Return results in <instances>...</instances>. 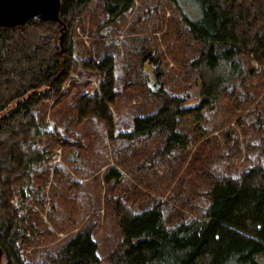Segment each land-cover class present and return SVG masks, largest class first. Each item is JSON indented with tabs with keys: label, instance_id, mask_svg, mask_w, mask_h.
<instances>
[{
	"label": "trees",
	"instance_id": "16d2710c",
	"mask_svg": "<svg viewBox=\"0 0 264 264\" xmlns=\"http://www.w3.org/2000/svg\"><path fill=\"white\" fill-rule=\"evenodd\" d=\"M139 1L131 22L136 0H62L60 23L0 28L1 264H264L263 103L251 108L264 81L248 84L264 65V0H188L200 18L180 14L182 43L166 53L161 14L136 28L154 2ZM152 51L164 81L154 96L141 70ZM89 78L101 85L93 95ZM188 81L201 84L195 107ZM226 92L240 132L216 112ZM134 100L148 111L116 109ZM108 224L119 241L101 260L94 235Z\"/></svg>",
	"mask_w": 264,
	"mask_h": 264
},
{
	"label": "rangeland",
	"instance_id": "374dc122",
	"mask_svg": "<svg viewBox=\"0 0 264 264\" xmlns=\"http://www.w3.org/2000/svg\"><path fill=\"white\" fill-rule=\"evenodd\" d=\"M140 2L141 1L136 0L135 8H134L128 22H131V19L134 17L136 11L140 7ZM179 3L181 4L182 10L176 11L175 9L177 8L178 0L172 1V3L169 1H166V0H154L152 14L148 18L143 19L142 23L139 26L137 25V27H136L137 29H142V28L148 29V27H150L157 20V16H156L157 13L161 14V16H163V18L165 20L166 29L168 30V32H166V33H157L156 34V36L159 38V41H160L161 52L166 53V47L170 44L175 43L177 45H180L182 43L177 37V34L180 31H182V29H183V25L179 21L180 14L182 15L183 13H185L189 17H191L193 20H197L200 18V12L193 3H191L188 0H184V1L180 0ZM146 14L148 15V13H146ZM171 18H173L174 21L169 22L168 20H170ZM127 27H128V25H127ZM76 33H77L76 34L77 40L83 42L87 47H90V41H91L90 35H88V33H85V35L88 36L87 41H85V39L82 38L81 35L79 34V33L84 34L83 31L81 30V28H77ZM124 37H125V32L119 36V40L122 42ZM193 47L198 48V45L193 44ZM124 56H125V53L122 52L121 56L117 62H119V63L123 62ZM156 57L160 58L158 56V54L156 55ZM166 60L169 63L168 68L169 69H175V65L170 60L169 55H166ZM145 69L147 71L148 80H149V75L153 74V70H154L153 65H151V66L146 65ZM260 70H264V65L262 68L255 66V68H254L255 72L249 76L248 84H251V83L257 84L258 79L261 81H264V73H259ZM258 73H259V75H258ZM162 80H163V78L161 79V83L164 82ZM88 81L91 82V85H92L90 95H93L95 92L100 91L101 85L98 81H96L94 78H89ZM152 84H154V82H152ZM187 84H188V88H187L186 92L183 93L184 95H182V96H183V98H185L188 106L195 107L200 103L201 84H197V82L191 83L189 81L187 82ZM147 88H148V86H147ZM235 89L237 90L239 88H235ZM227 93H229V92L223 93L221 95V97L218 101V104H217L216 112L219 111L220 116H221V118L219 117L220 120L231 121L232 123L230 126L237 128V130H239L238 132H240V129L236 125V123L238 122L239 115L235 111L236 101L238 99H236L237 97L235 96V99L233 101H229L228 99L225 98ZM260 103H263V106H261L260 108L264 109V92L258 97L257 102L255 104H253L251 106V108H253L255 105L260 104ZM130 106H133V108H134V110H132V111L128 110V115H130V116L143 115L146 111H148L147 107L145 105H142L140 100H136V101L134 100L131 103V105L126 106V108L124 106H121L118 104L116 106V109L122 110V112H124ZM48 111H49V109H48ZM47 118L49 120V124H48L49 126H48L47 130L48 131H54L57 127V123L53 119H51V117L49 115L47 116ZM253 135H254V133H253ZM253 135L251 137H253ZM240 136H241V140H242V134H240ZM242 144L244 147L245 144L243 142H242ZM53 161H54V165L62 163V151L61 150H58L54 154ZM244 161H245V156L242 159V163ZM263 163H264V158H263ZM104 170H105V168L102 170V172ZM79 179L81 180L82 178L80 177ZM82 181L85 183L87 182V180H85V179H82ZM86 192L90 195H93L94 189L89 185L88 190H86ZM19 201H20L19 199H16L15 201L12 202V204H15L16 202H19ZM99 213L103 214L104 210L103 209L99 210ZM62 214H63V212H62ZM89 217L90 216H86L87 219ZM43 218L46 220L45 214L43 215ZM93 223H96V221ZM86 224H88V222L86 223V221H84L81 223V225L79 227H77L74 230H71V231L66 232V233L65 232L57 233V240L53 244L50 245L51 250L54 252H58L61 249H63L80 232L81 227L86 225ZM114 226H115L114 224H108L107 226L103 225V227H102V225H100L99 227L96 228L94 238L98 242V245H99L98 256L100 257L101 260H104L108 256L109 251L112 248H115L117 246L118 241H119L118 236H117V232H116ZM31 252L32 251H29L28 253L30 254ZM258 260L260 262H264V256H259Z\"/></svg>",
	"mask_w": 264,
	"mask_h": 264
},
{
	"label": "water",
	"instance_id": "95a60500",
	"mask_svg": "<svg viewBox=\"0 0 264 264\" xmlns=\"http://www.w3.org/2000/svg\"><path fill=\"white\" fill-rule=\"evenodd\" d=\"M61 7L62 0H0V28H17L30 21L60 23ZM60 46H63V35ZM146 63L153 65L154 68V84L151 82L150 75L148 80V89L154 96L162 89L163 73L159 71L161 60L156 57V52L152 51L142 59V72H145ZM145 73L147 74V72Z\"/></svg>",
	"mask_w": 264,
	"mask_h": 264
},
{
	"label": "built area",
	"instance_id": "2783aa9c",
	"mask_svg": "<svg viewBox=\"0 0 264 264\" xmlns=\"http://www.w3.org/2000/svg\"><path fill=\"white\" fill-rule=\"evenodd\" d=\"M80 35H81V37L82 38H84L85 39V41H87V39H88V36H86L85 34H81V33H79ZM98 89V88H97Z\"/></svg>",
	"mask_w": 264,
	"mask_h": 264
},
{
	"label": "flooded vegetation",
	"instance_id": "af4514ba",
	"mask_svg": "<svg viewBox=\"0 0 264 264\" xmlns=\"http://www.w3.org/2000/svg\"><path fill=\"white\" fill-rule=\"evenodd\" d=\"M146 65H150L151 66V64H149V63H147ZM150 77H151V80H152L151 82H154V79H153L154 78V74H151Z\"/></svg>",
	"mask_w": 264,
	"mask_h": 264
}]
</instances>
